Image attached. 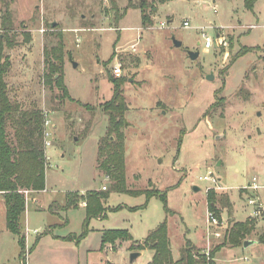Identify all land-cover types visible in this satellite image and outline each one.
<instances>
[{"label":"rangeland","instance_id":"obj_1","mask_svg":"<svg viewBox=\"0 0 264 264\" xmlns=\"http://www.w3.org/2000/svg\"><path fill=\"white\" fill-rule=\"evenodd\" d=\"M138 1L0 0V23L8 8L17 39L13 48L4 50L13 57L4 75L7 94L20 108L48 111L51 132L46 150L49 190L40 194L39 202L27 203L21 217L23 229L29 230L26 235L22 232L25 251L32 262L48 264L45 258L53 259L56 252L44 244L38 254V237L47 229L80 235L84 228L86 207L61 209L65 194L110 187L109 176L96 165L98 142L108 123L102 104L112 95L111 76L125 79L122 93L127 110L121 130L126 186L167 191L173 213L166 214L158 196L147 199L145 194L110 190L103 216L88 222L92 233L78 242L71 240L80 259L76 264H97L106 255L114 264H145L151 258L149 248L133 260L130 253L135 250L130 245L135 241L128 248L122 244L125 247L118 252L105 253L95 230L126 229L131 240L142 241L165 218L176 257L187 239L204 252L228 239L232 221L252 219L255 227L245 240L253 242L236 247L225 242L217 256L230 252L247 256L223 264H264V245L256 240L264 233V0H256L251 9L245 0H147L156 6L150 14L153 23L147 27L141 24L139 8L131 7ZM185 20L189 27L183 26ZM251 24L257 26L249 28ZM200 27L214 40L206 50ZM25 33L30 34L28 41ZM174 39L181 45L176 46ZM60 41L67 97L44 82L43 48ZM131 44L136 51H131ZM244 46L253 49L236 56ZM189 51L199 55L193 59ZM117 62L122 66L120 76L111 71ZM211 73L213 78H208ZM9 134L12 138V130ZM208 170L220 189L209 188L214 184L202 179ZM253 177L262 187L250 192L244 187ZM209 190L223 201L216 203L218 215L207 209ZM30 192L24 193L25 202L31 199ZM249 196L259 197L263 206L257 217L251 216L254 206L248 204ZM208 211L217 216L219 226L214 230L220 232L209 242ZM120 240L108 243L116 248ZM20 252L18 235L7 230L0 203V264H21Z\"/></svg>","mask_w":264,"mask_h":264},{"label":"trees","instance_id":"obj_2","mask_svg":"<svg viewBox=\"0 0 264 264\" xmlns=\"http://www.w3.org/2000/svg\"><path fill=\"white\" fill-rule=\"evenodd\" d=\"M245 6L251 9L256 0H245ZM130 6V5H129ZM127 6L117 20L124 16ZM137 7L140 10L141 24L144 27L150 26L153 21L150 16L156 11V6L147 0H139ZM0 193L3 194L5 203L6 228L11 233L18 235L20 245L21 264H25V235L22 233L21 217L25 211L24 190L38 191L45 188V164L46 157L43 148V119L41 110H22L18 103L12 102L7 94V84L4 75L11 65L10 58L5 54V48H13L17 44L13 28L11 12L8 8L1 15L0 23ZM30 39V34L25 33V40ZM253 47H242L236 56H241ZM45 63L44 82L47 85L57 86L62 90L63 95L68 96L67 88L63 81V44L58 42L50 48H43ZM235 56V57H236ZM233 57V58H235ZM113 84L112 95L109 100L102 104L107 114V128L105 135L99 139L97 150V168L110 178V187L99 190L91 189L84 193L67 192L66 202L61 209L76 207L81 201L85 202L86 218L84 228L80 235H67L66 239H75L76 242L85 236L89 231L88 222L92 217H102L103 203L109 196V191L123 192L131 195L145 194L148 199L151 196H158L163 201V209L166 214L173 211L167 204V191L160 190H137L128 189L125 178V155H124V133L121 130L125 123L124 113L127 104L122 93L123 77H109ZM10 123L14 129L13 137L15 144L8 138L6 125ZM208 208L219 214L216 203L222 200L215 198V192H207ZM105 215V213H104ZM255 227L252 219L243 221H232L228 239L216 245L210 250L208 257L205 253L197 251L194 245L187 240L182 248L179 258L174 261L170 248V239L167 230V219L160 222L142 241L136 240L130 245L131 250L139 251L143 248L154 250L151 260L147 264H216L215 253L228 242L231 246H241ZM117 239H131L126 229H108L103 231L101 246L106 243H114ZM258 241L264 244V233L258 236Z\"/></svg>","mask_w":264,"mask_h":264},{"label":"crops","instance_id":"obj_3","mask_svg":"<svg viewBox=\"0 0 264 264\" xmlns=\"http://www.w3.org/2000/svg\"><path fill=\"white\" fill-rule=\"evenodd\" d=\"M12 58L13 57H10V59H11V64L13 63V60H12ZM18 77L16 76L15 77V80L17 79ZM7 86H8V84H7ZM9 91H11V90H9ZM22 90L20 89L19 91H14L13 93H20ZM12 93V94H13ZM8 96H9V98L11 97V95H9L8 94ZM14 98H16V97H14ZM11 99V98H10ZM19 102V101H18ZM43 106H41L40 108H42ZM21 109H23V110H31V108L30 109H25V107H21ZM8 124H10L9 122H7ZM9 130H12V138H11V136H10V134H9ZM6 131H7V136H8V138L15 144L16 142H15V139H14V137H13V132H14V129L12 128V126L11 125H9L8 127H7V125H6ZM49 190V185H48V183L46 182V171H45V188L44 189H42V190H38V191H32V192H30V197H31V199L29 200V201H27L26 202V204L28 203V204H30V203H33V202H39L38 201V199L40 198V194H43V193H45V192H47ZM249 191L250 192H254V190H251V189H249ZM76 192V191H75ZM29 193V192H28ZM79 193H83V192H79ZM0 203L1 204H4V210H5V203H4V198H3V194L2 193H0ZM38 205L39 204H37V207H38ZM51 205H52V203L49 205V209H50V207H51ZM29 206V205H28ZM78 206H82V207H85V202L84 201H81L80 203H79V205ZM25 209H26V206H25ZM40 209V208H39ZM207 209H208V207H207ZM52 211V210H51ZM5 212H6V210H5ZM6 214V213H5ZM5 225H6V219H5ZM51 231H52V229H50ZM49 229H47V231L48 232H44V234L42 235V236H39L38 237V239H37V242H36V248L38 247V254L39 253H41L42 252V247L43 246H45L44 244H49L50 246H51V249L52 250H54L56 253L52 256L53 257V259H46L45 258V261L48 263V264H76L80 259H79V256L75 253V251H74V249H73V247H74V242L73 241H71V240H67L66 238H64V237H66V235L67 234H53V232H51ZM92 231H93V229H90V231H89V233H92ZM95 231H99V233H100V241H101V237H102V233H103V230L101 229V230H99V229H96ZM22 232H26V230L25 229H23V225H22ZM35 233H38V231L37 232H35ZM261 234V233H260ZM259 234V235H260ZM69 235H71L70 233H69ZM258 235V236H259ZM132 239V238H131ZM131 239H127V240H120V241H117L116 242V244H117V246H116V248H111V244L109 245V243H106L103 247H102V249L104 248L105 249V253H114V252H118L119 251V249H120V247L122 246V244H124L125 246H126V248H128L129 247V245H130V243L132 242V241H136V240H131ZM187 240H189V239H187ZM186 240V241H187ZM257 240V242L258 243H260L259 241H258V239H256ZM190 242H191V240H189ZM192 243V245H194V248L196 249V244H194L193 242H191ZM201 244V243H200ZM260 244H262V243H260ZM122 246V248H124L125 246ZM264 245V244H263ZM25 246H26V244H25ZM109 246H110V249H109ZM184 246V245H183ZM182 246V247H183ZM36 248H34L35 250H36ZM101 249V248H100ZM101 249V250H102ZM150 249V248H149ZM142 250H139V253L141 252ZM58 252H63V253H58ZM150 252H151V258H152V256H153V254H154V250L153 249H150ZM29 253V252H28ZM217 253H218V251L215 253V257H214V261L216 262V264H223V263H227V262H230V261H232V260H237V259H242V260H247V256H243V257H236V254L234 253V252H230V254L228 255V256H225V255H220V256H217ZM30 253L27 255V259H26V264H44V263H42V262H35L34 260H33V262H32V259L30 258ZM172 256H173V260L174 261H176L178 258H179V251H178V256L176 257V256H174L173 254H172ZM227 257V258H226ZM150 258V259H151ZM150 259L149 260H147V262L145 263V264H147L149 261H150ZM101 262H99V263H97V264H104V262L106 261L108 264H114V262H113V260H111V258H108V256L106 255L105 256V258L102 256V258H101V260H100ZM106 263V264H107ZM90 264H96V263H90ZM173 264H175V263H173ZM240 264H243V263H240ZM254 264H258V261L257 262H255Z\"/></svg>","mask_w":264,"mask_h":264},{"label":"built area","instance_id":"obj_4","mask_svg":"<svg viewBox=\"0 0 264 264\" xmlns=\"http://www.w3.org/2000/svg\"><path fill=\"white\" fill-rule=\"evenodd\" d=\"M214 10L216 11V8H214ZM164 26H165L164 23L161 22L160 27H164ZM183 26L184 27H189L190 26L189 21L185 20L183 22ZM256 26L257 25H255V24H251V25H249V28H254ZM216 28H220V27H215V30H216ZM200 29H201V37L204 40L203 46H204V49L206 50V49H208V48L213 46L214 40L206 33V31L204 30L205 29L204 27H200ZM220 29H223V28H220ZM217 36L218 35H216V40L218 39L219 43L222 42V44L226 45V41L222 37L218 38ZM130 48H131V51H136V45L135 44H131ZM111 71H112V73L115 76H120L122 74V66H121V64L119 62L114 64L113 67H111ZM47 113H48V111L43 110L44 119H43V131H42V133H43V148H44V154H45V157H46L45 171H46V169L49 166V163L47 162L49 160V157H48V155L46 153V150H47V147L51 145V141L49 139V136L51 135V132L48 129V127H49V119L46 116ZM202 179L211 181L214 184L212 187H209V188H212V189L213 188H217V189L221 188L218 185V179L213 175V173L210 170L207 171V174L204 175L202 177ZM260 187H262V186L259 185L258 183H256L255 182V178L253 177V182L251 184H249V185H246L244 188L257 190ZM102 189H106V186L103 185ZM23 192L25 194H27L29 192V190H24ZM247 202H248V204L254 206V209L252 211V215L251 216H253V217L259 216L261 211H262V207H263L261 202H259V197H257V196H255V197L254 196H249ZM206 222H207L206 223V226H207L206 227V236H207L206 239L209 242L211 235H215V236H219L220 235V232H218L217 230H214L216 227L219 226V220H218L217 216L212 211L211 212L208 211ZM28 231L29 230L26 229V232H28ZM26 232H25V235H26ZM33 232H37V230L34 229ZM210 250H209V246H208L206 251L203 252V253H205V255L207 256L208 259H209L208 254H209ZM27 255H28V251L26 250L25 254H24V256H25V260H24L25 264H26Z\"/></svg>","mask_w":264,"mask_h":264},{"label":"water","instance_id":"obj_5","mask_svg":"<svg viewBox=\"0 0 264 264\" xmlns=\"http://www.w3.org/2000/svg\"><path fill=\"white\" fill-rule=\"evenodd\" d=\"M55 23L53 22L52 24H51V26L52 27H54L55 25H54ZM174 41V44L176 45V46H179V45H181V42L180 41H177V40H173ZM189 55H190V57L191 58H196L198 55H199V51H189ZM207 77L208 78H213V75H212V73L211 74H209V75H207ZM253 242V241H252ZM251 241H248V240H245L244 242H243V245L244 246H247V245H249L250 243H252ZM139 255V251H134V252H131L130 253V260H133V259H135L137 256Z\"/></svg>","mask_w":264,"mask_h":264}]
</instances>
